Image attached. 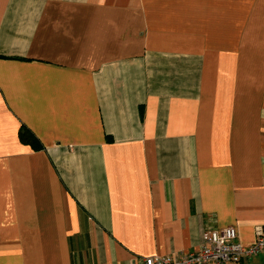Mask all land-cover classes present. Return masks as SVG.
<instances>
[{
    "label": "crops",
    "instance_id": "1",
    "mask_svg": "<svg viewBox=\"0 0 264 264\" xmlns=\"http://www.w3.org/2000/svg\"><path fill=\"white\" fill-rule=\"evenodd\" d=\"M224 226L264 229V0H0V264H141Z\"/></svg>",
    "mask_w": 264,
    "mask_h": 264
},
{
    "label": "built area",
    "instance_id": "2",
    "mask_svg": "<svg viewBox=\"0 0 264 264\" xmlns=\"http://www.w3.org/2000/svg\"><path fill=\"white\" fill-rule=\"evenodd\" d=\"M264 254V229L257 226L254 240L244 245L237 239L233 226L207 227L201 234L198 249L177 255H154L141 259V264H240Z\"/></svg>",
    "mask_w": 264,
    "mask_h": 264
},
{
    "label": "trees",
    "instance_id": "3",
    "mask_svg": "<svg viewBox=\"0 0 264 264\" xmlns=\"http://www.w3.org/2000/svg\"><path fill=\"white\" fill-rule=\"evenodd\" d=\"M18 138L21 143L29 145L32 149H38L41 146L40 142L33 135V133L23 126L19 129Z\"/></svg>",
    "mask_w": 264,
    "mask_h": 264
}]
</instances>
